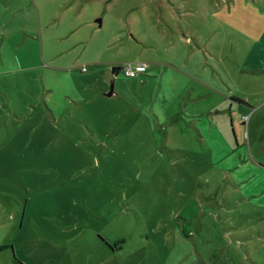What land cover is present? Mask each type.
<instances>
[{
  "label": "rangeland",
  "instance_id": "obj_1",
  "mask_svg": "<svg viewBox=\"0 0 264 264\" xmlns=\"http://www.w3.org/2000/svg\"><path fill=\"white\" fill-rule=\"evenodd\" d=\"M178 1L0 0V264H264V173L241 184L165 124ZM192 1L188 26L219 21L222 0Z\"/></svg>",
  "mask_w": 264,
  "mask_h": 264
},
{
  "label": "crops",
  "instance_id": "obj_2",
  "mask_svg": "<svg viewBox=\"0 0 264 264\" xmlns=\"http://www.w3.org/2000/svg\"><path fill=\"white\" fill-rule=\"evenodd\" d=\"M213 3L217 5L216 1ZM196 6L192 0H179L176 9L180 17L176 19L173 12L166 21L184 22L182 32L176 28L172 33L174 48L179 53L161 63L174 70L169 88L181 105L178 115L167 114L165 124H180L197 132L194 143L203 145L204 152L214 162L237 164L236 180L246 183L250 179L249 165L255 167L253 176L264 173V0H222L219 21L213 18L203 27L198 24L191 27L185 18L198 14L200 9ZM254 14L257 21L250 24ZM158 67L147 64L145 74L137 77H150L148 72L159 73ZM252 132L256 147L251 142ZM181 152L185 151L181 149ZM188 153L183 154L188 156ZM239 191L245 192L241 187ZM202 218L206 237L215 238V218L209 214ZM214 251L205 253L199 249L197 254L210 259V264H219L221 257ZM227 256L233 264L234 257Z\"/></svg>",
  "mask_w": 264,
  "mask_h": 264
},
{
  "label": "built area",
  "instance_id": "obj_3",
  "mask_svg": "<svg viewBox=\"0 0 264 264\" xmlns=\"http://www.w3.org/2000/svg\"><path fill=\"white\" fill-rule=\"evenodd\" d=\"M119 71H122L127 77L135 78L141 74H145V72L147 71V64L146 63H128V64H125L119 67Z\"/></svg>",
  "mask_w": 264,
  "mask_h": 264
},
{
  "label": "trees",
  "instance_id": "obj_4",
  "mask_svg": "<svg viewBox=\"0 0 264 264\" xmlns=\"http://www.w3.org/2000/svg\"><path fill=\"white\" fill-rule=\"evenodd\" d=\"M112 71H113V74H116L119 71V67L118 66L113 67ZM7 248H8V246H6V245L0 246V252L4 249H7Z\"/></svg>",
  "mask_w": 264,
  "mask_h": 264
},
{
  "label": "water",
  "instance_id": "obj_5",
  "mask_svg": "<svg viewBox=\"0 0 264 264\" xmlns=\"http://www.w3.org/2000/svg\"><path fill=\"white\" fill-rule=\"evenodd\" d=\"M113 89H114V85L112 83L111 85V91L109 93H107V96H111L114 92H113Z\"/></svg>",
  "mask_w": 264,
  "mask_h": 264
}]
</instances>
